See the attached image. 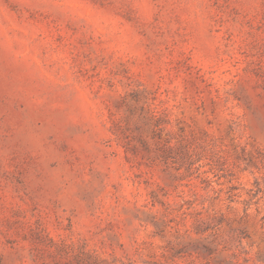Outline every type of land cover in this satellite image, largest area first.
I'll return each instance as SVG.
<instances>
[{"label": "rangeland", "instance_id": "rangeland-1", "mask_svg": "<svg viewBox=\"0 0 264 264\" xmlns=\"http://www.w3.org/2000/svg\"><path fill=\"white\" fill-rule=\"evenodd\" d=\"M0 264H264V0H0Z\"/></svg>", "mask_w": 264, "mask_h": 264}]
</instances>
